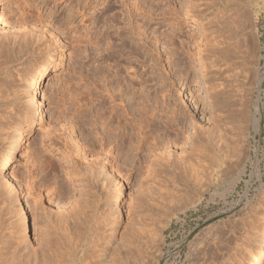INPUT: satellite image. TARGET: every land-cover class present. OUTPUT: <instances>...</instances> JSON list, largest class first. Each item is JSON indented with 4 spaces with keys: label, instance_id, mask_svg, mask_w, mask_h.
<instances>
[{
    "label": "rangeland",
    "instance_id": "1",
    "mask_svg": "<svg viewBox=\"0 0 264 264\" xmlns=\"http://www.w3.org/2000/svg\"><path fill=\"white\" fill-rule=\"evenodd\" d=\"M105 1L0 2V13L12 25L0 27V156L34 114L29 81L36 69L51 65L52 40L64 55L59 73L42 83L47 118L25 131L11 168L21 198L11 195L0 176V254L9 256L1 254L0 264H30L35 249L42 255L43 228L54 231L48 220L81 205L74 174L92 167L105 175L92 190L94 238L110 247L105 256L97 252V264H264V0ZM234 14L242 18L231 21ZM249 33H255V45L247 42ZM241 36V50L252 46L251 56L259 58L250 56L253 65L248 64L258 69L257 77L245 66L241 70L250 74L236 71L241 58L226 55L222 61ZM202 44L206 69L198 51ZM120 92L126 107L139 100L144 118L153 119L149 127L148 120L136 124L126 116L128 138H143L130 158L117 150L122 129L107 118ZM239 92L246 94L242 103ZM165 115L177 117L168 129L159 123ZM221 154L231 158L228 172L225 164L216 166ZM111 223L117 226L113 233ZM40 253L36 264H43Z\"/></svg>",
    "mask_w": 264,
    "mask_h": 264
},
{
    "label": "bare ground",
    "instance_id": "2",
    "mask_svg": "<svg viewBox=\"0 0 264 264\" xmlns=\"http://www.w3.org/2000/svg\"><path fill=\"white\" fill-rule=\"evenodd\" d=\"M1 1H3V0H0V2ZM105 1V0H104ZM103 0H102V2H104ZM107 1V0H106ZM105 1V2H106ZM136 1V0H135ZM223 1V0H222ZM239 2L241 1V0H238ZM246 1V0H245ZM140 2V1H139ZM224 2H226L227 4H229L230 5V3H232L233 1L232 0H224ZM248 2V1H247ZM100 3V2H99ZM137 3V2H136ZM223 3V2H222ZM225 3V4H226ZM243 3V2H242ZM245 3V2H244ZM109 4V3H108ZM139 4V3H138ZM137 4V5H138ZM234 3H232L231 5H233ZM104 5V4H103ZM111 5V4H110ZM241 5V4H240ZM248 5V4H247ZM0 6H1V3H0ZM135 6H136V4H135ZM97 7H99V6H97ZM144 7V6H143ZM232 7V6H231ZM105 8V7H104ZM107 8V7H106ZM130 8V7H129ZM140 8V7H139ZM138 8V9H139ZM95 9V8H94ZM97 9V8H96ZM116 9V8H115ZM242 8H240L239 10H241ZM134 10V9H133ZM157 10V9H156ZM232 10V9H231ZM242 10H244V9H242ZM241 10V11H242ZM247 10V9H246ZM245 10V11H246ZM233 11V10H232ZM241 11H239L240 13H241ZM236 12H238L237 10H236ZM247 13H248V11H246ZM106 13V12H105ZM235 13V12H234ZM244 13V12H243ZM246 13V19H247V17H249L250 16V14H249V16H248V14ZM134 15V14H133ZM235 15V14H234ZM236 16V15H235ZM235 16H231V17H235ZM241 16V15H240ZM96 17V16H95ZM230 17V18H231ZM242 17H238L237 18V16H236V18H231V21H232V19H234V20H237V19H241ZM250 19H251V17H249ZM98 20V19H97ZM243 20V19H242ZM240 21V20H238V21H240V22H245V24L244 25H246V21L247 20H243V21ZM37 21V20H36ZM238 21H236V25L235 24H233L234 25V28H235V26H237V22ZM251 21V20H250ZM28 23V22H27ZM26 23V24H27ZM241 23V24H242ZM240 24V23H239ZM248 24V23H247ZM243 25V24H242ZM242 25L240 26V27H242ZM243 25V26H244ZM32 26V25H31ZM34 26V25H33ZM199 27H196L197 29H201V31H202V34H203V37L204 38H206L207 39V37H206V34H207V28L202 24V23H199V25H198ZM250 26V28H251V24L249 25ZM249 26H248V28H249ZM0 27H2L3 29H9V30H12V25H11V22L6 18V17H4L3 15H2V13H0ZM180 27V26H179ZM239 27V26H238ZM33 28H35V27H33ZM244 28V27H243ZM242 28V29H243ZM247 28V29H248ZM177 29V28H176ZM239 29H241V28H239ZM238 28H237V30H239ZM246 29V28H245ZM245 29H243V30H245ZM246 29V30H247ZM251 29H253V26H252V28ZM245 30V31H246ZM235 32H236V30H234ZM233 30H232V32H234ZM248 31V30H247ZM234 32V33H235ZM191 33V32H190ZM236 33H238V32H236ZM240 33V32H239ZM242 33H243V31H242ZM247 33V32H246ZM193 34V33H192ZM192 34H191V36H192ZM250 35H251V39L249 38L248 39V41L247 42H249L250 40H252V43H253V45H255L257 42V40H255V35L254 36H252L253 34H255V33H249ZM199 35V34H198ZM232 35H233V33H232ZM235 35V34H234ZM244 35V34H243ZM246 35V34H245ZM248 35V34H247ZM247 35H246V37H245V39L244 40H246L247 39ZM238 36L240 37V34H238ZM237 35H236V37H238ZM249 36V35H248ZM236 37H234V38H236ZM196 38V37H195ZM57 39V38H56ZM236 39H238V40H236V41H240L238 44H234L233 45V43L231 44L232 45V47H229L228 46V48L229 49H225V52H226V54H224V56H222V61H223V59L225 58V56L226 57H232L233 56V59H234V57L235 58H241V61L240 62H237L238 64H239V66H241L240 67V70H237L236 68V71H239V73L242 71V74H243V72H247L246 70L247 69H250L249 70V72H251V75H254V76H256V74H257V70L258 69H253L252 67H249V65H253L251 62H250V60H249V57L251 56V55H253V53H254V55H255V51L253 50V47L251 46L250 48L251 49H248L247 51H246V48H245V51H243V50H241V46L242 45H245V44H243V39H242V36H241V39L240 38H236ZM240 39V40H239ZM55 40V39H54ZM54 40H52L53 42V44H52V46H53V52H52V54H51V57H50V62H51V65L50 66H46V67H40L38 70L36 69V72L33 74V75H31V77H30V81H29V83H30V86H31V88H32V90H31V96H32V98H30V99H32V106H34V109H35V111H34V114L32 115V117L30 118V120H29V122L26 124V129L23 131V130H19V132L17 133V136L13 139V142L11 141V145H10V147H9V149L3 154V155H1L0 156V176H4V177H6V180H8V184L10 185V188L9 189H11L10 191H11V195L14 197V198H16V200H17V198H21V196H22V194H23V191H22V188H21V185H20V182L18 181V179H17V177L13 174V172H12V170H11V168H12V166H13V164L14 163H16V161H17V159H18V157H19V154H20V152H21V149H22V147H23V145H24V139H25V136L27 135V133H25V131H28L30 128H32L34 125H37V124H41V123H43L44 121H45V119L47 118V112H46V110H45V102H44V96H43V92H42V90H41V87H42V83L46 80V78H48V79H51V78H54V76L55 75H57L58 73H59V71H60V68H61V66H62V64H63V57H64V55H63V50H62V48H61V46L58 44V41H54ZM184 40V39H183ZM26 41V40H25ZM206 41V40H205ZM207 41H209V40H207ZM24 42V41H23ZM235 42V41H234ZM21 43H22V41H21ZM182 43V42H181ZM207 43V42H206ZM251 43V42H250ZM188 44V43H187ZM186 44V45H187ZM201 44V43H200ZM205 44V43H204ZM19 45V44H18ZM24 45H25V43H24ZM24 45H22V46H24ZM20 46V45H19ZM17 47V46H16ZM21 47V46H20ZM26 48H27V46H26ZM224 48V47H223ZM22 50V49H24L25 50V46H24V48H19V50ZM198 51H199V57H200V62H201V65H202V68H207L206 67V57H207V55H208V51L205 49V47H204V45L202 44V45H199V47H198ZM15 50H18V48L17 49H15ZM20 50V51H21ZM222 50V49H221ZM224 50V49H223ZM254 52H253V51ZM219 51V50H218ZM257 51V50H256ZM15 52V51H14ZM221 52V51H220ZM19 53V51L17 52V54ZM21 53V52H20ZM223 53H224V51H223ZM257 53H258V51H257ZM16 54V53H15ZM219 55V54H218ZM257 55V54H256ZM259 55V54H258ZM221 57V56H220ZM255 57V56H254ZM219 58V57H218ZM251 58H253L252 56H251ZM257 58V57H256ZM256 58H253V59H256ZM232 59V58H231ZM253 59H252V61H253ZM257 59H259V58H257ZM15 60V59H14ZM220 61H221V59H220ZM258 61V60H257ZM256 60H254V64L257 62ZM249 63H251V64H249ZM258 63V62H257ZM249 64V65H248ZM259 65V64H258ZM242 66H245V68H246V70H244V69H242L241 70V68H242ZM257 66V65H256ZM201 71V70H200ZM205 71V70H204ZM235 71V72H236ZM249 72H247L246 74H250ZM237 73V72H236ZM202 76L203 75H205V73H200ZM119 75V74H118ZM235 76L237 75V74H234ZM242 76H244V74L242 75ZM246 76V75H245ZM205 77V76H204ZM237 77H240L241 78V75L240 76H237ZM250 77V75L248 76V77H245L246 79L247 78H249ZM257 77V76H256ZM236 78V77H235ZM240 78H238L239 79V81H240ZM252 78V77H251ZM254 78V77H253ZM116 80V79H115ZM250 80V79H249ZM248 80V81H249ZM253 80H255V78L253 79ZM120 81V80H119ZM238 80H237V78H236V82H237ZM247 81V82H248ZM261 81V80H260ZM118 82V81H117ZM251 82V81H250ZM116 83V82H115ZM237 83H239V82H237ZM252 85L254 84L255 85V83H251ZM251 84H249V85H251ZM259 84H261L260 82H259ZM258 84V85H259ZM121 85V84H120ZM119 85V86H120ZM133 85V84H132ZM238 85V84H237ZM248 85V84H247ZM248 85V86H249ZM239 86V85H238ZM130 87V86H129ZM119 88H121V87H119ZM123 88V87H122ZM244 88V87H243ZM108 89V88H107ZM116 89V88H115ZM119 90V89H118ZM242 91V90H241ZM116 92V91H115ZM236 92H237V90H236ZM245 93H246V89H245V91H244ZM244 92H243V94H241L240 92H239V97H242V99L240 100V102L242 101L243 102V98H244V96L248 93H246V94H244ZM250 92V91H249ZM259 92V91H258ZM112 93V92H111ZM121 93V92H120ZM127 93V92H126ZM122 94V93H121ZM132 94V93H131ZM250 94V93H249ZM111 95H113V98H114V100H118L117 99V97H116V95L114 96V94H111ZM238 95V94H237ZM120 96V103H115L113 106H112V110L111 111H109L110 112V117H107V118H111L112 119V122L115 120L118 124H119V126H120V128L119 129H122V131L120 132L121 134H119L118 136H117V138H116V140H118V146H117V150L119 149V150H121V153H124L125 154V156H129L130 155V153L131 152H133L134 150H140L141 148H142V142H141V140L143 139L142 137H140V139L141 140H138L137 138H135V139H137L136 140V142H135V140H134V138H133V135H131V137L129 136V138H128V136H127V134H126V132H128L129 131V128L127 129V130H125L126 129V122H125V119H127V117L126 116H128L129 114H130V116L131 117H133V118H131L132 120L134 119L135 121H136V124H137V121H139V123H141V122H143V121H147V124H145L146 126H151V122H152V118H149L148 116H146V119L144 118V116H143V113H142V111L143 110H145V108L143 107V106H141L140 105V101L139 100H137L136 101V103L135 104H133V105H130V110H129V108L128 107H126V104H125V102H126V100H125V102H124V98L125 97H123V94L122 95H119ZM128 96V95H127ZM140 97V96H139ZM249 97V96H248ZM245 98H247V96L245 97ZM113 100V101H114ZM239 100V99H238ZM246 100H251L250 98H247ZM93 101V100H92ZM245 101V100H244ZM252 101V100H251ZM118 102H119V100H118ZM123 102H124V104H123ZM237 102V101H236ZM241 102V103H242ZM256 102V109L258 108V103H257V100L255 101ZM146 103V102H145ZM245 103V102H244ZM243 103V104H244ZM248 103V102H247ZM101 104V103H100ZM112 104V103H111ZM121 104H123V106H120ZM255 104V103H254ZM100 106V105H99ZM106 106H108V108H109V105H106ZM241 106H242V104H241ZM251 106V105H250ZM121 107V108H120ZM243 107H245V105L243 106ZM249 107V106H248ZM246 108V107H245ZM110 109V108H109ZM103 110V109H102ZM246 110V109H245ZM245 110L243 111L244 112V114H243V116H241V119L242 120H246L247 119V113L245 114ZM88 111V110H87ZM104 111H105V108H104ZM106 112V111H105ZM248 112V111H247ZM153 113V112H152ZM151 113V114H152ZM242 113V112H241ZM104 114V113H103ZM174 114H176V111H174ZM106 116V115H105ZM108 116V115H107ZM151 116H153V115H151ZM148 117V118H147ZM240 117V116H239ZM176 115L175 116H173L172 117V119L169 117V116H167V115H165V118H162V120H161V122H159V123H161V126L163 125V123L165 124V128L166 129H168L169 127H170V123H171V121H174V122H176ZM103 119H104V117H103ZM108 120V119H107ZM129 120V119H128ZM114 121V122H115ZM127 121V120H126ZM238 121H240V119L238 120ZM106 122V121H105ZM104 122V123H105ZM108 122H110V121H108ZM113 122V123H114ZM134 122V121H133ZM246 122V121H245ZM256 122H257V120L256 119H254V123L256 124ZM138 123V124H139ZM240 123H241V121H240ZM243 123V122H242ZM241 123V124H242ZM107 124V123H106ZM110 124V123H109ZM105 125V124H104ZM108 125V124H107ZM112 125V124H111ZM130 125V124H129ZM140 125H143V124H140ZM139 125V126H140ZM159 125V124H158ZM106 126V125H105ZM109 126V125H108ZM114 126H115V128H117L116 127V124H113L111 127H113V129H114ZM118 126V127H119ZM131 126V125H130ZM134 126H136V125H134ZM144 126V125H143ZM132 127V126H131ZM153 127V126H152ZM158 128L160 127V126H157ZM156 127V128H157ZM137 128V127H136ZM141 127H139V129H140ZM158 128H157V130H158ZM112 129V130H113ZM132 130H133V127L131 128ZM160 129H161V127H160ZM162 130L164 131V128H162ZM138 131V130H137ZM152 131H154V129L152 130ZM132 132V131H131ZM135 132V131H134ZM136 133V132H135ZM142 133V132H141ZM148 133V132H147ZM154 133V132H153ZM152 133V134H153ZM137 135H140V133H139V131L136 133ZM145 134V133H144ZM137 135H135L136 137H137ZM141 136V135H140ZM139 137V136H138ZM100 138V137H99ZM128 138V139H127ZM147 138H148V135H147ZM187 138H189V137H187ZM103 139V138H102ZM145 139H146V137H145ZM193 139H195V138H193ZM128 140H129V144H127V142H128ZM146 140H148V139H146ZM188 140H190V138L188 139ZM145 142V141H144ZM189 142V141H188ZM148 143L150 144L151 142H149L148 141ZM198 143H199V140H198ZM142 144V145H141ZM186 144H187V141H186ZM147 145V144H146ZM150 147V146H149ZM119 152V151H118ZM68 153V152H67ZM135 153V152H134ZM123 154V155H124ZM70 155V154H69ZM122 155V154H121ZM222 155H223V157H222ZM131 156V155H130ZM219 156V155H218ZM220 157V156H219ZM218 157V159H217V162H216V166H218V168L219 167H223V164H225L226 165V167H223V169L225 168V170H223V171H226L227 169L228 170H230V164H231V162H228L231 158L230 157H227V154H226V158H224L225 156H224V154H221V157L219 158ZM128 158H130V157H128ZM227 158H229V160H227ZM46 159V158H45ZM47 161V160H46ZM231 161V160H230ZM54 162V161H53ZM55 163V162H54ZM53 164V163H52ZM55 165V164H54ZM54 167V166H53ZM116 167V166H115ZM114 167V168H115ZM79 168V167H78ZM111 168L113 169V167L111 166ZM234 169V168H233ZM222 170V169H221ZM228 170L226 171V172H228ZM55 171V170H54ZM116 171V170H115ZM76 172H79V171H76ZM71 174V173H70ZM75 176L74 177H76V176H79V178L78 179H76L75 181L78 183V185H79V189L81 188V190H80V192H79V202H80V204L81 205H74V206H72L71 207V209H70V211L69 212H66V215H62L60 218H58V219H54L52 222H51V220H48V221H50V223L49 224H51V223H53V225H54V228H55V230L54 231H52V232H50L52 229H53V227H52V229L51 230H49L48 232L46 231L47 229L46 228H43V248H42V250H43V253H42V255H41V253L40 252H42L41 250H40V252H37L38 250H36L35 248H33L32 246H31V244H29L30 245V247H32L31 249H35L36 250V253H34L35 252V250H34V252L33 251H31L32 253H33V256L35 257V255H36V257H39L40 258V256L38 255V253H40V255L41 256H43V264H97V262L96 261H93V260H95V259H97L96 257H97V252H100V253H102V254H100L99 253V255L101 256V255H103V256H105V254H107V251H109V245H107L106 243H103V244H99V239L97 238H94V236L96 235V234H98V231L95 229V225H94V222L96 221V215H95V210H94V208H95V205H94V203H95V194L93 193V189L95 188V186L97 187V183L100 181V180H104V178H105V175H104V173H103V171L101 172L100 171V169L99 170H97V169H95L94 167H92V169L91 168H87L86 170H85V172H82V174L80 173V175H79V173H75L74 174ZM2 178V177H1ZM0 178V179H1ZM75 179V178H74ZM0 181H2V180H0ZM8 185V186H9ZM8 189V190H9ZM116 197V196H115ZM13 198V199H14ZM25 198V197H24ZM23 198V199H24ZM69 198V197H68ZM72 198V197H71ZM74 198V197H73ZM81 198H82V203H81ZM78 199V198H77ZM76 200V199H75ZM79 202H77V204L79 203ZM194 202V201H193ZM195 203V202H194ZM118 212H120V211H118ZM68 214V215H67ZM101 221V220H100ZM113 223V222H112ZM111 223V224H112ZM110 224V225H111ZM114 224V223H113ZM112 224V226H111V232L112 231H116L117 230V226L116 225H113ZM44 229H46V230H44ZM49 229H50V227H49ZM110 229V228H109ZM261 230H262V235H263V239H264V224H262V226H261ZM113 233V232H112ZM112 235H114V234H112ZM262 239V240H263ZM8 242V241H7ZM22 242H25V240L24 241H22ZM132 243H134V240L133 241H131ZM9 243V242H8ZM11 244V243H10ZM16 244H18V243H16ZM25 244V243H24ZM5 245V244H4ZM8 245V244H7ZM6 245V246H7ZM12 245V244H11ZM21 245V244H20ZM99 246V247H95V246ZM10 246V245H9ZM23 246H26V245H23ZM0 247H1V245H0ZM11 247V246H10ZM6 248H8V247H6ZM12 248V247H11ZM21 248V247H20ZM23 248H25V247H23ZM97 248H99V249H97ZM22 249V248H21ZM21 249H20V251L19 252H22L21 251ZM28 249H29V247H28ZM28 249H27V251H24L26 254H28V253H30L29 251H28ZM0 250H1V248H0ZM2 250L4 251V249L2 248ZM6 250H10L9 248L8 249H6ZM12 250V249H11ZM13 250H15L14 249V247H13ZM13 250H12V254H13ZM1 252V251H0ZM19 252H17V253H19ZM110 252V251H109ZM108 252V253H109ZM4 253V252H3ZM5 253H8V252H5ZM11 253V252H10ZM9 253V254H10ZM17 253H15V254H17ZM25 253H24V255H25ZM2 254V253H1ZM1 254H0V257H1ZM11 254V255H12ZM20 254V253H19ZM110 254V253H109ZM108 254V255H109ZM3 255V254H2ZM5 255V254H4ZM3 255V256H4ZM7 255V254H6ZM5 255V256H6ZM10 255V256H11ZM22 255H23V252H22ZM21 255V256H22ZM29 255H31V253L29 254ZM98 255V256H99ZM2 256V257H3ZM20 256V257H21ZM26 256V255H25ZM32 256V255H31ZM1 257V258H2ZM19 257V256H18ZM27 257H30V256H27ZM34 257H30L29 258V263L30 264H32V263H34V264H36L35 263V261H37V259H36V257H35V259L36 260H34V261H32L33 259H34ZM262 257H264V244H263V249L261 250V255H260V258H262ZM4 258H6V259H8L9 258V256H8V258H7V256L6 257H3L2 259H4ZM12 258H13V255H12ZM22 258V257H21ZM21 258H19L20 260H21ZM23 258H24V256H23ZM33 258V259H32ZM94 258V259H93ZM2 259H0V260H2ZM5 259V261H7ZM18 259V260H19ZM25 259H26V257H25ZM99 259H102L101 257L99 258ZM124 259H125V257H124ZM11 259H9L8 261H10ZM4 261V262H5ZM15 261V260H14ZM14 261H12V262H14ZM26 261V260H25ZM103 261H105V260H103ZM102 261V262H103ZM3 261H1V263H2ZM126 262V261H125ZM129 262V261H128ZM10 263V262H9ZM16 263V262H15ZM15 263H13V264H15ZM20 263H22V262H20ZM19 263V264H20ZM124 263V262H123ZM3 264V263H2ZM23 264H25L24 262H23ZM100 264H101V262H100ZM126 264V263H125Z\"/></svg>",
    "mask_w": 264,
    "mask_h": 264
},
{
    "label": "built area",
    "instance_id": "3",
    "mask_svg": "<svg viewBox=\"0 0 264 264\" xmlns=\"http://www.w3.org/2000/svg\"><path fill=\"white\" fill-rule=\"evenodd\" d=\"M255 113H256V115L259 114V106H258V109L255 108ZM255 117H256V116H255ZM255 119H256V118H255ZM256 120H257V119H256ZM260 178H261V177H260ZM178 221H180V220H178Z\"/></svg>",
    "mask_w": 264,
    "mask_h": 264
}]
</instances>
